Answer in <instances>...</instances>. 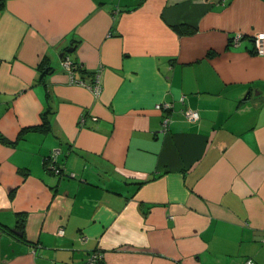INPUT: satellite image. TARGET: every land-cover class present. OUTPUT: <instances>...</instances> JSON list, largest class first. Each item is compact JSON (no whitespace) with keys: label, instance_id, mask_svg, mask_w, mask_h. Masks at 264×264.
<instances>
[{"label":"crops","instance_id":"0c3cea01","mask_svg":"<svg viewBox=\"0 0 264 264\" xmlns=\"http://www.w3.org/2000/svg\"><path fill=\"white\" fill-rule=\"evenodd\" d=\"M257 35L264 0H0V264H264Z\"/></svg>","mask_w":264,"mask_h":264},{"label":"built area","instance_id":"2783aa9c","mask_svg":"<svg viewBox=\"0 0 264 264\" xmlns=\"http://www.w3.org/2000/svg\"><path fill=\"white\" fill-rule=\"evenodd\" d=\"M239 37H240L239 34H237V36H235V38H234L235 42L238 40ZM254 41H255V46H256V52L259 54L264 53V36L257 35V36H255ZM61 64L72 75V72L74 70V63L70 60V58L67 55L61 59ZM71 82L88 88L96 96L100 93L101 85H100L99 71L98 70H96L93 73L92 80L90 82H86L83 79H75L72 76H71ZM162 107L167 109V108L171 107V104L165 102L162 104ZM183 114H184L185 118L188 119L189 121H197L199 118L198 112L195 110H192L190 108L184 109ZM168 121H169V118L165 117L163 119L162 125L165 127L167 125ZM59 151L60 150L58 148L52 149L50 154L45 159L46 168L48 167V169L54 173H61L59 166H57V164H56V154ZM58 232L60 234H62V229L58 230ZM80 239L82 241H84L85 236H83V235L80 236ZM102 257H103V253L101 251L92 250L87 255L83 264H95ZM244 264H256V263L252 258H247Z\"/></svg>","mask_w":264,"mask_h":264},{"label":"trees","instance_id":"16d2710c","mask_svg":"<svg viewBox=\"0 0 264 264\" xmlns=\"http://www.w3.org/2000/svg\"><path fill=\"white\" fill-rule=\"evenodd\" d=\"M180 26H178L179 28ZM183 28L182 29H185V30H189V28H186L185 26H182ZM190 32V31H189ZM47 114H48V109L46 108L44 110V112L42 113V125L43 126H49V119L47 117ZM0 140L1 141H5L4 137L0 134ZM45 162V161H44ZM46 163V162H45ZM0 228L3 229V230H8L6 227H4L3 225H0Z\"/></svg>","mask_w":264,"mask_h":264},{"label":"water","instance_id":"95a60500","mask_svg":"<svg viewBox=\"0 0 264 264\" xmlns=\"http://www.w3.org/2000/svg\"><path fill=\"white\" fill-rule=\"evenodd\" d=\"M67 52H70V50H67ZM64 53H65V52H62V53L59 55V57L62 58V56L64 55ZM13 231H14L15 233H17V234H20V233H21L20 231H18V230H16V229H13Z\"/></svg>","mask_w":264,"mask_h":264}]
</instances>
